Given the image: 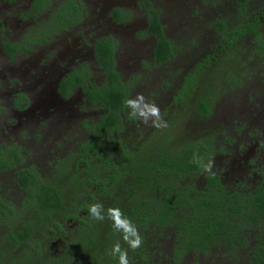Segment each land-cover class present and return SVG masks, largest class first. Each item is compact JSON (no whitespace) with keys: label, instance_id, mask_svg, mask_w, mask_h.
I'll return each instance as SVG.
<instances>
[{"label":"trees","instance_id":"16d2710c","mask_svg":"<svg viewBox=\"0 0 264 264\" xmlns=\"http://www.w3.org/2000/svg\"><path fill=\"white\" fill-rule=\"evenodd\" d=\"M40 1L34 6L37 12L43 8ZM235 1L241 8L247 2ZM141 4L148 15L146 33L155 37L153 62L160 66L174 56V47L165 36L159 12L150 8L148 0H142ZM69 5L60 7L56 13V17L62 18V21L57 19L58 28L72 26L80 20L78 7ZM65 13L73 18L62 17ZM252 18L251 22L240 23L232 30V36L238 38L247 32L257 35L264 13L259 20L256 16ZM218 28L222 29L221 22ZM35 38L31 43L45 41L43 36ZM26 47L21 42L2 44L10 59ZM94 54L107 83L101 89L87 82L75 87L82 89L85 100L99 104L105 112L89 131V138L80 145L79 155L74 153L72 167L59 163L50 174L36 165L16 170L17 185L23 191L18 206L13 200L6 202L0 194V264H118V258L109 255L117 241L128 249L130 264H154L152 255L155 253L158 258L161 255L159 240L165 233L170 241L172 264L181 263L186 255L207 257L215 248L223 249L232 264H264V164L260 165V178L253 185L239 182L235 189L227 190L217 174L193 163L194 156L203 158L204 164L208 162L213 155V139L210 143L203 139L185 141L182 142L187 144L185 149L167 150L174 140L171 119L167 122L168 130L155 129L158 137L166 134L162 144H156L155 133L149 134L135 151L129 147L128 136L121 135V114L127 109L128 98L126 86L115 70L110 38L97 40ZM210 58L199 67L210 66ZM65 82L60 85L61 96H66L70 89ZM187 90L188 83L173 97L179 106L171 114L193 111V120L210 115L208 98L189 99V93L182 97ZM22 100L26 101L23 94H17L14 105L19 107ZM190 101L192 109H187ZM111 134L114 137L108 140ZM14 160H22L18 147H0V171L13 167ZM197 177L204 181L201 189L191 183ZM96 202L104 205L105 228L99 227L100 221L89 215V205ZM109 207H119L138 228L144 238L141 248L129 249L122 234L113 229L112 221L107 218ZM36 231L43 232L45 243L33 238ZM102 238L112 240L107 243ZM57 240L62 248L51 249Z\"/></svg>","mask_w":264,"mask_h":264},{"label":"rangeland","instance_id":"374dc122","mask_svg":"<svg viewBox=\"0 0 264 264\" xmlns=\"http://www.w3.org/2000/svg\"><path fill=\"white\" fill-rule=\"evenodd\" d=\"M26 1L14 0L16 5L6 7L3 5L4 0H0V147L10 143L7 138L16 135L11 132V127L17 122L13 105L15 91L28 95L30 102L34 103V94L46 93L50 88L45 87L44 83H37L40 75L36 73L50 64L60 66L71 61L78 53L75 44L83 31H89L88 34L93 33L95 37L112 35L107 32V26L110 25L115 33V37H111L115 43V70L126 86L127 98H134L141 93L149 102H155L160 107L166 122L171 119L170 132L174 140L167 150L185 149L187 144H182L185 141L203 139L210 143L213 139V155L209 158L214 161L211 171L218 175L227 190L235 189L239 182L251 186L260 178V165L264 164V50L261 49H264V23L259 18L264 13V0H247L243 8L235 0H148L150 8L159 12L165 36L174 47V56L160 66L154 65L152 52L155 37L146 33L148 15L146 9L139 6L138 0H81L82 11L87 14L85 20L93 19L94 25L83 24L77 29L61 33L57 31V36L56 29L46 44L37 43V46L32 47L36 43H28V48L32 47L29 52H20L10 59L2 44L5 41L19 43L25 36H32L34 29L52 20L58 4L66 0H48L49 3L39 13L32 10L31 6H26ZM114 7L126 12L130 21L112 23L109 16ZM254 16L259 20L257 35L232 36V30L238 28L240 23L249 22ZM218 22L222 23V29L218 28ZM68 33L70 37L67 38ZM81 39L87 42L85 36ZM88 45L82 53L86 61L93 63L91 42ZM77 46L82 47L81 40ZM208 57H211V65L203 64L201 68L204 69H201L199 64ZM79 59H76L77 63L82 61ZM187 83L189 90L183 92L182 97L189 93V99L194 96L195 99L208 98L210 115L197 116L193 120V111L190 114H171L179 106L173 97L182 92ZM194 87L195 90H191ZM60 103L66 105L65 101ZM191 103H187V109H192ZM74 105L79 111L75 115L65 114L60 120L53 115L41 121L38 126L29 125L30 129L22 130L25 135L22 144L30 153L31 165L41 167L47 174L52 173L59 163L70 164L72 167L74 155H79L80 145L91 135L86 129L101 109V106L89 109L80 99ZM26 108L23 110H28ZM88 112H94L95 116ZM55 121L58 124H54ZM120 125L121 135L124 133L128 136L129 147L135 151L140 141L145 140L149 134L155 133L156 144H162L166 136L162 133L158 137L156 128L130 118L128 109L121 115ZM110 137L114 135L107 139ZM151 144L154 143L151 141ZM249 163L258 164L257 173H254L253 167H248ZM8 182L9 174L0 176L2 189L11 196L8 200H13L17 205L21 196ZM191 183L200 189L204 187L202 177L195 178ZM97 224L101 228L107 227L105 221ZM166 235L159 240V258L155 253L152 255L154 264L156 259V264H172L169 260L170 241L165 238ZM33 238L45 243L42 231L34 232ZM111 240L102 238L107 243ZM53 244L55 247L51 249L57 246L62 248L58 240ZM146 247L152 251L150 246ZM224 252L223 249L215 248L207 257L186 255L179 264H232Z\"/></svg>","mask_w":264,"mask_h":264},{"label":"flooded vegetation","instance_id":"af4514ba","mask_svg":"<svg viewBox=\"0 0 264 264\" xmlns=\"http://www.w3.org/2000/svg\"><path fill=\"white\" fill-rule=\"evenodd\" d=\"M36 1L37 0H27L26 6H31L32 10H35L34 6H36ZM138 1L140 3L139 6H142V4H141L142 0H138ZM3 3H4L3 5L6 7H10V6L15 4L14 0H4ZM47 3H49L48 0L47 1L42 0V2L40 1V4H42L43 8H45ZM81 3H83L81 0H75V2L72 0H66L64 3L58 4L59 6H57V10H56V12H54V14L52 16V20H50V22H48L47 24L43 25V27L34 29L32 36H29V37L25 36L26 38H24L21 41V43H25L27 46L26 49L23 50V52H29L32 47L37 46L39 43L46 44L47 43L46 41L50 40L51 33L55 32L56 29H57L56 30V36H57L58 33H61L63 31L70 30V29H77L78 27H80L83 24H84V26L94 25L93 19H91L89 21L85 20V18H87L86 17L87 14L83 13ZM17 4H18V2H17ZM72 4L76 7H78V9L80 10L79 12H81L79 15V18H80L79 22H77V23H75L69 27L58 28V23H56L57 19L62 21V18L56 17L57 11H59L60 7L68 6V5H69V7H71ZM110 12L111 13H110L109 19L114 24H116V23L122 24L123 22L125 23V22L130 21V19H129L130 16L126 12H123L122 9H120L118 7H114ZM116 13H117V15H116ZM3 14H5V12ZM91 14H92V12H91ZM113 14H115V16H113ZM30 15H32V14H30ZM89 16L92 17V15H90V14H89ZM30 17H32V16H30ZM62 17L69 19V20L73 18V16L68 15V13H65V15H63ZM252 19H250L249 22H251ZM107 22H108V20H107ZM260 22L263 24L264 20L262 18H260ZM51 23L53 24V26H51ZM0 25H1V23H0ZM111 27L112 26H110V25L107 26V32L112 33V35H104V36L96 35V37H95L93 33L88 34L89 31H83L82 33H80L78 35V38H77L76 44H75V46L78 50V53L71 61H69L66 65L61 64L60 66L55 64V63L50 64L46 68L40 70V72H37L36 75H40V78L36 80L37 83L39 85H40V83L41 84L44 83L45 87L50 86V88L48 87L49 89L46 90L47 91L46 93L41 92V94L37 93L38 95L34 94L35 95V102L34 103L30 102L29 98L27 97L28 95H25L23 92L18 91V90L15 91L16 94L14 95V99H16L17 94H23V96L26 98V101L22 100L19 103V107H16L13 103V105L15 107L14 108L15 114H16V115H14V117L16 118L17 122L14 123V125L11 127V132L12 133L15 132L14 134H16V135L14 138H10V137L7 138V140L10 141V143L5 144V146H9V147H15L16 146V147H18V151L21 155L22 160L20 162L14 160L13 161L14 165H12L13 167H11L9 170H6V171H0V176H3L4 174H7V175L9 174L8 184L20 196L23 194V191H21V189L17 185L18 179L16 177V170H18L19 168H22V167H24V168L29 167V166H31V162H32V161H30V153L27 152L26 147L22 144L24 142L22 137L25 136L22 133V130L30 129L29 125L38 126L41 121H45L46 119L51 118L53 115L57 116L56 119L60 120V117H64L65 114H69L72 116V115L79 113L78 107H75V105H74L78 99H80L81 103H84L85 106L89 109L93 108L94 106H100L99 104L92 105L88 100H85L83 93H82V89L80 87H75V85H77V84L80 85L83 82L84 83L87 82V83H90L93 86L97 87L98 89H101V87H103L107 83L106 82L107 79L105 78L103 68L96 61L94 49H95V45H96L97 40L103 39L105 37V38H110V40L112 41V43L114 45V51H115V43L113 42V40L111 38V37H115V35H114L115 33L112 31ZM51 28H53L54 30L49 33V36H45L46 32H49V30H52ZM147 28H148V20H147L146 30H147ZM57 31H58V33H57ZM73 31H74V33L75 32H77V34L79 33L78 30L77 31L73 30ZM248 34L255 35V32H249V33L247 32L244 35H248ZM36 35L37 36L40 35V36H43L44 38H46V37L47 38L45 39V41L42 40L40 42H37L38 44L36 43V45H33L32 47L28 48V45H27L28 42L26 41V39L29 41V43H31L32 40L36 39L35 38ZM244 35H242V36H244ZM83 36L86 37L87 42H85L83 39H81V37H83ZM242 36H240V37H242ZM68 37H70V33L67 34V38ZM79 40H81V42H82V47L77 46V42ZM89 42H91V44H92L90 47H91V53H92L91 58L93 59V63L91 61H86L84 59V56L82 53V51L84 49L89 47V45H88ZM227 42H228V40H227ZM11 43H15V42H11ZM154 48H155V46H154ZM154 48H153V51H154ZM16 54H18V52ZM152 55H153V52H152ZM73 56L74 55H72L70 58H72ZM77 58H80L79 60H82V61L77 63L78 62V61H76ZM210 61H211V59H210ZM73 73H75V74H73ZM93 73H94V76L91 77V75ZM70 76H72V77L68 80V78ZM97 77H99V79H97ZM43 78H44V81H41V79H43ZM45 78L48 80L46 81ZM64 80H66L65 83L67 84V87H70V89H69L66 96H61V93L59 92V90H60V85ZM49 81H50V84H49ZM31 87H34V86H31ZM63 101L66 102V105H64V106L60 103ZM24 102H25V104H24ZM26 106H27L26 109H28V110H23V109H25ZM104 112L105 111L103 109H99L96 116H95L94 112H88L89 115L93 114L92 116H95L94 117L95 119L91 123L90 127H88L86 129L88 132L90 130L92 131L94 129L93 125H95L97 123L99 117ZM83 118H85V115L83 116ZM89 122L90 121H88V123ZM84 123L86 124L87 122H83L82 124H84ZM54 124H58V123H56V121H55ZM26 126H28V127L26 128ZM67 134L68 133L66 132L65 135H67ZM123 136H125L124 133H123ZM257 166H258V164H256V163H254L253 165H250V163L248 164V167L254 168V173H257V170H256ZM36 167H37V165H36ZM1 188H2V186H1ZM0 194L2 195V197L5 198L6 202L8 201V199L11 198L9 193L5 190H1Z\"/></svg>","mask_w":264,"mask_h":264},{"label":"clouds","instance_id":"9594fccd","mask_svg":"<svg viewBox=\"0 0 264 264\" xmlns=\"http://www.w3.org/2000/svg\"><path fill=\"white\" fill-rule=\"evenodd\" d=\"M125 107L129 110L130 118L139 120L146 126L157 129L167 127V122L161 113L160 107L155 102H149L141 93H138L134 98L126 99ZM202 159L194 156L193 163L202 166L205 171L211 172L214 161L209 159L204 164L202 163ZM88 211L91 218L96 221H103L105 219V208L100 202L89 205ZM106 212L107 218L112 221L113 229L122 234V239L128 245V248L133 251L141 248L144 238L133 222L124 215V212L119 207H109ZM109 255L118 258V264H130L128 249L122 248L119 241L112 246Z\"/></svg>","mask_w":264,"mask_h":264}]
</instances>
